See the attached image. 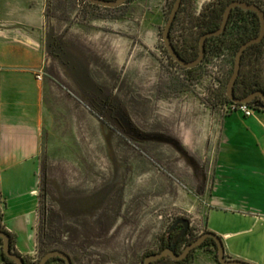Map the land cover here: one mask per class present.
<instances>
[{
  "label": "rangeland",
  "instance_id": "obj_1",
  "mask_svg": "<svg viewBox=\"0 0 264 264\" xmlns=\"http://www.w3.org/2000/svg\"><path fill=\"white\" fill-rule=\"evenodd\" d=\"M50 1L40 224L47 233L62 216L67 228L85 231L89 255L77 264H143L174 220L200 235L215 195L264 209V169L247 167L257 171L240 181L233 170L241 168L229 162L248 149L253 128L264 127L222 99L234 38L217 54L211 46L187 71L169 58L162 39L174 0L113 8ZM212 1L186 0L175 40L196 38L191 15ZM257 114L264 119L263 110ZM197 250L216 259L210 242Z\"/></svg>",
  "mask_w": 264,
  "mask_h": 264
},
{
  "label": "crops",
  "instance_id": "obj_2",
  "mask_svg": "<svg viewBox=\"0 0 264 264\" xmlns=\"http://www.w3.org/2000/svg\"><path fill=\"white\" fill-rule=\"evenodd\" d=\"M49 5L50 0H0V225L29 260L38 256L45 87L37 76L43 78L52 46ZM251 118L264 125L259 114ZM251 135L248 149L228 160L241 168L233 170L240 181L246 172L257 171L247 167L264 169V127L253 128ZM212 198L204 229L221 235L227 257L264 264V209ZM0 264H5L2 242ZM186 264L220 263L197 250Z\"/></svg>",
  "mask_w": 264,
  "mask_h": 264
},
{
  "label": "trees",
  "instance_id": "obj_3",
  "mask_svg": "<svg viewBox=\"0 0 264 264\" xmlns=\"http://www.w3.org/2000/svg\"><path fill=\"white\" fill-rule=\"evenodd\" d=\"M84 1L92 6H102L91 3L87 0ZM231 1L232 0H214L204 5L202 11L199 12L198 15L196 16L191 15V23L199 26V30L197 32L196 38H193V36H191L189 38H182V41H180V39H176V40L174 39L173 30L179 20L182 10L184 9V5L186 4V0H182L181 6L171 26L170 37L174 47L176 48L179 55L182 56L183 59L191 60L199 53L200 37L207 31L213 30L215 28L217 29L220 26V22L222 21L223 18L224 9L226 5H228ZM245 1H249V3H256L259 5L260 8L264 10V8L262 7L263 5L261 0H245ZM49 7H48V14H49ZM259 22H260L259 15L255 11L244 9L241 7L232 8L224 32H222L218 36L214 35L206 38L205 40L206 53L208 54L210 52L209 48L212 46L213 48L212 52H215L217 54L219 51H221L222 47L228 42L229 39L234 38L232 50L236 54L240 45L245 40H247L248 38H252L253 36H256L258 34L260 28ZM169 58L177 65H180L170 55ZM263 59H264V39L245 49L244 54L241 57V70L239 71L234 87V94L237 97H242L256 89H261L262 91H264ZM199 66L200 64L193 66L191 68H184V67L182 68L186 69L187 71H191V70H196V68H198ZM233 70H234V62H233V68L230 71V75L232 74ZM226 87H225V92H221V96L222 99L226 101V103H228L231 100L226 94ZM247 105L252 107L255 111H262V110L264 111V100L260 97L255 98L252 102H249ZM39 210H40V205H39ZM0 217H1V212H0ZM60 220L61 221H59L57 225L50 224L47 233L42 224V221L41 224L39 222L38 246H37L38 258L40 259V257L49 250L60 249L66 252L71 257L72 264H77L78 262H80L82 257L89 255L86 252L87 246H85L87 242L85 238L87 235L83 230H78L76 228L75 229L67 228L66 225L64 224V217L61 216ZM0 230L8 232L1 225H0ZM207 230L209 229H205L204 231ZM197 237L198 236H194L190 234L189 226L180 223L178 219L177 221L174 220L167 227L165 235L161 237L160 248L158 251H161L164 248H171L175 252L179 253L185 248V246L189 242L195 240ZM0 242H2L1 238H0ZM209 242L211 243V245H213L216 248V252H217L216 243L213 239H211V237H207L200 246L208 244ZM10 246L14 252L18 253L12 243V237L10 239ZM158 251H154V250L146 251L143 256V264L146 255L156 253ZM193 251H195V249H192L184 259L179 261L172 259L169 256H165L160 259L152 261V264H161V263L186 264L191 259ZM215 256H216V260L218 261L217 254ZM22 257L25 259L26 264H29V259L24 256ZM3 260L5 264H16L13 260L5 256L4 254H3ZM53 261H58L64 264V260L57 256L50 258L47 264H51ZM93 264H108V263L99 260L96 261L93 259Z\"/></svg>",
  "mask_w": 264,
  "mask_h": 264
},
{
  "label": "water",
  "instance_id": "obj_4",
  "mask_svg": "<svg viewBox=\"0 0 264 264\" xmlns=\"http://www.w3.org/2000/svg\"><path fill=\"white\" fill-rule=\"evenodd\" d=\"M91 3L102 5L104 7H117L119 5L124 4L127 2V0H87ZM182 0H174L173 5L170 9L169 15L167 17V20L165 22V25L163 27L162 31V39L165 45V48L169 55L182 67L184 68H191L193 66L199 65L205 54H206V47H205V40L207 37L211 36H218L222 32H224L226 28L227 21L229 20L230 17V12L232 8L235 7H241L244 9H249L252 11H255L260 18V28L259 32L256 36H253L252 38H248L245 40L239 47L235 57H234V70L232 71V74L229 77V80L227 82V87H226V94L231 100V102L234 103H249L252 102L255 98L260 97L264 100V91L261 89H256L251 91L249 94H246L242 97H237L234 94V87H235V82L237 80L239 71L241 70V57L244 54V51L247 47L260 42L262 39H264V10L259 7L258 4L256 3H249V1L245 0H232L228 5H226L223 13V18L222 21L220 22V26L216 29L207 31L204 33L200 39H199V53L191 60H186L183 59L182 56L179 55L178 51L174 47L171 37H170V30L171 26L174 22V19L176 17V14L181 6ZM211 237L216 243L217 247V257L218 261L221 264H254L252 262L245 261L240 258H230L227 257L225 254V245L224 242L221 238V235L211 231L207 230L202 232L200 235L195 240H192L189 242L185 248L177 253L171 248H164L161 251H158L156 253L148 254L144 258V264H152V261L160 259L165 256H169L172 259H175L177 261L184 259L188 253L192 249H196L199 247L202 242L207 238ZM0 238L2 239V252L5 256L13 260L16 264H26L25 259L22 257V255L14 252L11 249L10 246V234L6 231L0 230ZM60 257L64 260V264H72L71 257L64 251L60 249H52L47 252H45L39 259L38 264H47L48 260L52 257Z\"/></svg>",
  "mask_w": 264,
  "mask_h": 264
},
{
  "label": "built area",
  "instance_id": "obj_5",
  "mask_svg": "<svg viewBox=\"0 0 264 264\" xmlns=\"http://www.w3.org/2000/svg\"><path fill=\"white\" fill-rule=\"evenodd\" d=\"M38 79H42V74L39 73V75L37 76ZM226 107L232 111H240L242 112L244 115H247L248 117L253 115L255 110L250 107L249 105H247V103H234V102H228V104L226 105Z\"/></svg>",
  "mask_w": 264,
  "mask_h": 264
},
{
  "label": "flooded vegetation",
  "instance_id": "obj_6",
  "mask_svg": "<svg viewBox=\"0 0 264 264\" xmlns=\"http://www.w3.org/2000/svg\"><path fill=\"white\" fill-rule=\"evenodd\" d=\"M177 221V220H176ZM180 223H183V224H185L184 222H181V221H179ZM186 225V224H185ZM186 226H189V225H186Z\"/></svg>",
  "mask_w": 264,
  "mask_h": 264
}]
</instances>
